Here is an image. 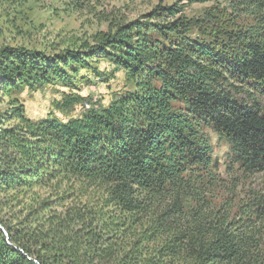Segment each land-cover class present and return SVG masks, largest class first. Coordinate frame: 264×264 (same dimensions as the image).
Masks as SVG:
<instances>
[{"label":"trees","instance_id":"trees-1","mask_svg":"<svg viewBox=\"0 0 264 264\" xmlns=\"http://www.w3.org/2000/svg\"><path fill=\"white\" fill-rule=\"evenodd\" d=\"M230 6L251 22L227 31L224 17L202 25L160 5L104 18L61 56L0 46V96L68 82L67 65L95 54L134 86L66 122L0 110V264H264V196L238 213L213 201L207 130L231 165L264 172V0Z\"/></svg>","mask_w":264,"mask_h":264},{"label":"rangeland","instance_id":"rangeland-1","mask_svg":"<svg viewBox=\"0 0 264 264\" xmlns=\"http://www.w3.org/2000/svg\"><path fill=\"white\" fill-rule=\"evenodd\" d=\"M230 1L0 0V46H23L61 56L64 50L78 49L84 42L92 44L90 36L107 29L106 17L131 20L156 6L171 4L181 6L185 17L198 19L202 25L209 14V20L224 17L222 22L227 31H234L251 21L237 8L231 9ZM87 63V67L67 65L68 82L56 77L42 83L37 80L20 84L0 96V110L10 104H21L26 117L51 114L58 121L66 122L80 117L91 107L105 108L133 90L129 72L116 67L108 55L95 54ZM207 133L214 161L213 201L220 207L230 205L232 213H236L240 204L254 203L264 196V172L243 173L237 165H231L228 144L212 131ZM261 232L264 242V218Z\"/></svg>","mask_w":264,"mask_h":264}]
</instances>
